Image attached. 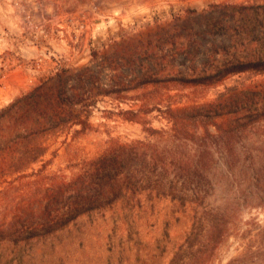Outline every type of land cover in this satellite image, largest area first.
<instances>
[{
  "label": "trees",
  "instance_id": "trees-1",
  "mask_svg": "<svg viewBox=\"0 0 264 264\" xmlns=\"http://www.w3.org/2000/svg\"><path fill=\"white\" fill-rule=\"evenodd\" d=\"M184 12L159 28L155 40L137 39L132 54L140 53V59L151 60L155 68L167 62L168 51L193 58L200 50L191 35L196 15L202 16L209 33L228 35L229 44L214 45L202 67L193 64L170 76H158L145 65L133 79L114 77L113 84H103L92 69H60L0 110V151L6 147L7 130L13 134L10 142L65 126L78 127L71 139L85 133L92 127L90 109L99 95L156 85L210 87L236 73H264V56L245 47L257 42L253 34L264 18V4L213 3L201 11ZM119 46L115 50L123 54L124 45ZM119 60L128 61L124 55ZM158 110L169 120V130L148 126L140 117L152 111L146 107L121 113L126 120L142 123L154 136L152 141L112 140L101 154L75 160L70 167L77 171L71 176L47 172L50 159L5 181L0 186V264H25L37 245L93 219L102 223L108 252L116 239L119 250L125 245L128 252L137 253L144 227L154 229L162 223V238H151L149 246L154 248L145 249L148 264H209L227 226L225 208L209 201L214 188L209 139L231 142L263 121L264 90H241L212 102ZM180 221L186 224L181 241L167 249L166 229Z\"/></svg>",
  "mask_w": 264,
  "mask_h": 264
},
{
  "label": "rangeland",
  "instance_id": "rangeland-1",
  "mask_svg": "<svg viewBox=\"0 0 264 264\" xmlns=\"http://www.w3.org/2000/svg\"><path fill=\"white\" fill-rule=\"evenodd\" d=\"M186 1L0 0V74H8L15 68L26 74L19 92L10 86L8 91V87L5 91L0 89V110L60 69L89 68L99 75L103 84H113L114 77L133 79L146 70L145 65L158 76L187 71L193 64L202 67L214 45H227L230 38L209 33L201 15L193 18L191 35L200 46L193 58L168 51L165 52L167 62L161 61L155 68L151 60H141L137 50V54H132L131 47L137 39L147 36L155 40L158 29L168 26L174 16L184 15L187 8L201 11L213 3L264 4V0H212L205 5L202 2L206 0H195L188 5ZM214 15L220 16L218 12ZM253 36L257 42L246 43V50L264 56V18ZM119 45H124L123 54L115 50ZM123 55L128 61L119 60ZM10 80L13 79L6 76L0 81V87L9 85ZM247 89L264 90V73H236L210 87L167 89L156 85L118 95H99L90 109L91 129L74 139L71 132L76 126L33 134L14 142H10L13 134L7 130L4 133L7 144L0 151V186L38 169L50 159L47 172L71 176L77 171L70 167L75 160L101 154L112 140L152 141L154 136L144 130L142 123L123 118L124 111H136L141 106L151 109L141 114V119L154 129L169 130V120L158 109L212 102ZM210 131L216 132L214 127ZM229 141L209 139L208 144L214 182L209 201L225 208L227 219L224 239L209 264H264V120ZM100 224L98 219L85 220L78 230L37 245L25 264H148L145 249L154 248L149 246V240L162 238L164 233L162 223L154 229L144 227L137 253L128 252L125 245L119 250L116 239L110 242L113 249L108 252ZM185 227L180 221L166 229L169 232L168 239L164 240L167 249L180 243Z\"/></svg>",
  "mask_w": 264,
  "mask_h": 264
},
{
  "label": "crops",
  "instance_id": "crops-1",
  "mask_svg": "<svg viewBox=\"0 0 264 264\" xmlns=\"http://www.w3.org/2000/svg\"><path fill=\"white\" fill-rule=\"evenodd\" d=\"M210 1H212V0L203 1L202 4L205 5V4L209 3ZM215 1L219 2V0H215ZM189 2H192L194 4L195 0H187L186 4L188 5ZM17 70H18V68H15L11 71H8L7 72L8 74H0V81L2 79L6 78V76H10V79H13V80L9 81V83H10L9 85H7V83H6V84H4L3 87H0V89H4V91H5L8 86H10V88H12V89L15 88L16 92H19L22 89V87H20V83L24 81L26 74H25V72H22L21 69H19L20 71H17ZM8 90H9V87H8L7 91Z\"/></svg>",
  "mask_w": 264,
  "mask_h": 264
}]
</instances>
